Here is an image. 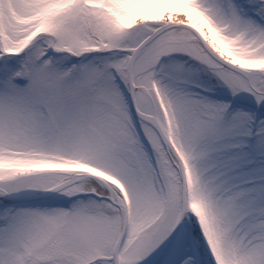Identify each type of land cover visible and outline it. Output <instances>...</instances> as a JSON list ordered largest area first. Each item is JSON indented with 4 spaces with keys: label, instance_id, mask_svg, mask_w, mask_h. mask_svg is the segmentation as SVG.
Segmentation results:
<instances>
[{
    "label": "snow or ice",
    "instance_id": "snow-or-ice-1",
    "mask_svg": "<svg viewBox=\"0 0 264 264\" xmlns=\"http://www.w3.org/2000/svg\"><path fill=\"white\" fill-rule=\"evenodd\" d=\"M0 264H264V0H0Z\"/></svg>",
    "mask_w": 264,
    "mask_h": 264
}]
</instances>
